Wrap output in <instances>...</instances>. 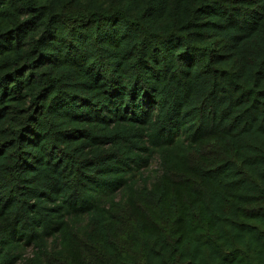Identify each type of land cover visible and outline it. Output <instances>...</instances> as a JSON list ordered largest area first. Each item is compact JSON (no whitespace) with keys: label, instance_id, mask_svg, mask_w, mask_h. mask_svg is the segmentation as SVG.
Returning a JSON list of instances; mask_svg holds the SVG:
<instances>
[{"label":"trees","instance_id":"16d2710c","mask_svg":"<svg viewBox=\"0 0 264 264\" xmlns=\"http://www.w3.org/2000/svg\"><path fill=\"white\" fill-rule=\"evenodd\" d=\"M0 264H264V0H0Z\"/></svg>","mask_w":264,"mask_h":264},{"label":"rangeland","instance_id":"374dc122","mask_svg":"<svg viewBox=\"0 0 264 264\" xmlns=\"http://www.w3.org/2000/svg\"><path fill=\"white\" fill-rule=\"evenodd\" d=\"M158 169H159L158 161H155L150 171L146 173V176H148L150 180L153 181L158 175V171H159Z\"/></svg>","mask_w":264,"mask_h":264}]
</instances>
